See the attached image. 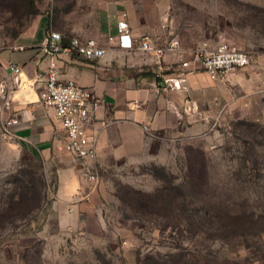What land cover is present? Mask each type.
Masks as SVG:
<instances>
[{"label": "rangeland", "instance_id": "obj_1", "mask_svg": "<svg viewBox=\"0 0 264 264\" xmlns=\"http://www.w3.org/2000/svg\"><path fill=\"white\" fill-rule=\"evenodd\" d=\"M34 1L36 14L29 0H0V50L41 17L51 29L57 21L75 27L94 11L81 0ZM183 2L191 28L148 35L196 46L229 41L248 51L247 68L222 80L236 101H251L248 113L204 115L156 133L132 160L97 162L93 187L61 146L47 157L16 137L0 96V264H264V0ZM69 169L92 192L79 212L82 225L62 230L58 188ZM26 189L41 198L29 213ZM139 192L153 196L147 206ZM213 208L222 220L211 218Z\"/></svg>", "mask_w": 264, "mask_h": 264}, {"label": "crops", "instance_id": "obj_2", "mask_svg": "<svg viewBox=\"0 0 264 264\" xmlns=\"http://www.w3.org/2000/svg\"><path fill=\"white\" fill-rule=\"evenodd\" d=\"M82 1L94 11L85 16L80 26L57 21L51 29L48 19L41 17L31 31L19 36L13 48L0 50V81L14 75L13 66L21 68L19 83L11 93L9 111L10 117L19 120L11 128L27 146L48 157L61 146L63 138L60 124L40 99L45 71L50 64L40 45L52 30L62 33L64 40L71 36L96 38L106 49L105 57L99 60H71L61 55L56 60L62 80H74L90 88L98 99L88 130L98 138L97 162L100 164L121 158L134 159L148 147L156 133L178 129L190 119L197 124L203 121L204 115L236 117L243 110L248 113L251 101L249 104L248 99L243 101L245 98L236 101L235 89L229 82L213 80L195 65L181 68L178 54L166 57L173 68L165 75L179 83L178 87H168L155 76L140 75L147 71L155 74L152 55L119 46L117 22L124 17L134 38L163 34L162 28L172 33L191 28L183 14V0H124L114 4L108 0ZM153 39L158 45L166 42ZM178 39L183 51H187L184 56H188V50L196 45H187ZM70 157L75 163L73 156ZM74 166L77 168L78 163ZM78 181L72 169L60 176L57 209L62 230L82 225L79 212L89 206L85 200L92 191L79 187Z\"/></svg>", "mask_w": 264, "mask_h": 264}, {"label": "built area", "instance_id": "obj_3", "mask_svg": "<svg viewBox=\"0 0 264 264\" xmlns=\"http://www.w3.org/2000/svg\"><path fill=\"white\" fill-rule=\"evenodd\" d=\"M126 16V15H125ZM119 46L130 51H140L153 56L156 65L155 77L168 87H178L179 83L166 71L173 65L167 63L169 54H178L181 58L179 66L183 69L195 65L205 71L213 80L225 79L251 63L250 54L238 45L223 41L211 46L199 44L183 51L177 37H171L162 45L156 44L149 35L134 38L126 17L117 22ZM43 53L50 58V64L44 75V87L40 95L43 105L52 111L63 131L61 147L73 156L78 163L79 171L86 183L97 187L100 173L97 165L98 138L88 130V124L98 107V99L90 88L80 85L74 80H62L56 60L58 56L67 59L99 60L105 57L106 49L93 37L71 36L64 40L59 31H50L40 45ZM14 75L0 81V96L4 109L12 107L11 93L19 83L21 68L13 66ZM19 122L18 118L10 117L6 121L8 128Z\"/></svg>", "mask_w": 264, "mask_h": 264}, {"label": "trees", "instance_id": "obj_4", "mask_svg": "<svg viewBox=\"0 0 264 264\" xmlns=\"http://www.w3.org/2000/svg\"><path fill=\"white\" fill-rule=\"evenodd\" d=\"M29 4H30V7L32 8V13H35L36 14L38 12V10H37L35 1L34 0H29ZM142 74L148 75V76H151V75L152 76H155V74H153L151 71H147L146 73H141L140 75H142ZM137 76H139V75L137 74ZM166 192H167V189H166ZM166 192H164V195L165 196L167 195L165 197V199L168 200V201H171L173 199V196L171 195V193H169V192L166 193ZM139 194L142 195L143 197H145L147 199V200H145V199L139 198L140 199V203H141L142 206H145V204L147 206L148 202H151L152 201V197H153L152 195H150V194H142L140 192H139ZM181 194H182V192H181ZM37 195L38 194H36V193L34 194V192H33L32 189H26V191L24 193V198H23L24 200H23V202H24V206H26V211L28 213L34 211L36 208L39 207V205L41 203V198L38 197ZM156 202L157 201H154L152 203L154 204ZM213 209L214 210H211V211L209 209H207L206 212L208 213L210 211L211 218H214L217 221L222 220L223 215H220V212L215 211L216 210L215 208H213ZM14 210H15L14 209V206H12V207H10V208L7 209V212H10V213H13L14 214ZM227 215H228V217H233L234 216V214L232 212L227 213ZM262 231H264V229ZM144 264H156V262L155 263L154 262L153 263H151V262L150 263L149 262L147 263L146 262Z\"/></svg>", "mask_w": 264, "mask_h": 264}]
</instances>
